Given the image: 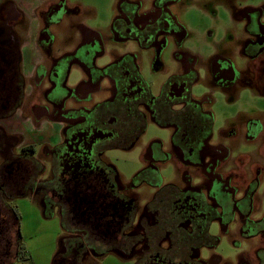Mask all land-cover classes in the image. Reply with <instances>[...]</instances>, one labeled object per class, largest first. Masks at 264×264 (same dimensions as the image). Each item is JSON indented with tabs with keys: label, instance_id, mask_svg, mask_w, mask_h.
<instances>
[{
	"label": "flooded vegetation",
	"instance_id": "flooded-vegetation-1",
	"mask_svg": "<svg viewBox=\"0 0 264 264\" xmlns=\"http://www.w3.org/2000/svg\"><path fill=\"white\" fill-rule=\"evenodd\" d=\"M182 1L117 0L104 33L75 0H0V264L32 258L23 201L58 219L52 264H100L107 254L131 264H264V111L243 95L264 98V65L242 76L215 49L200 70L192 35L163 79L157 63L166 39L183 32ZM222 3L224 42L242 24L251 39L237 55L257 63L264 8ZM201 81L228 88V105L241 107L217 125L211 88L193 94ZM153 128L168 141L150 139L125 180L116 158ZM168 164L174 183L161 176ZM223 238L241 251L232 260L214 253Z\"/></svg>",
	"mask_w": 264,
	"mask_h": 264
},
{
	"label": "rangeland",
	"instance_id": "rangeland-1",
	"mask_svg": "<svg viewBox=\"0 0 264 264\" xmlns=\"http://www.w3.org/2000/svg\"><path fill=\"white\" fill-rule=\"evenodd\" d=\"M81 2L84 5L83 19L93 22L94 24L88 22V24L98 28L102 32H108V27L111 20L115 17L117 12L116 1L117 0H75ZM223 0H183L178 5V12H176V18L183 27V32L180 35L171 36L166 39V46L161 54V62L157 63L165 71L162 72V78L164 79L168 74L173 73L178 69L177 62L174 59L173 51L176 44H180L185 40L187 36H192L197 39L196 43L193 45L192 51L198 57V66L200 70H204L205 64L209 61L208 58L210 54L218 49L221 53L224 52L227 56H230L231 60L234 61L236 67L241 72L242 76H249L256 71L261 70V65H264V53L259 57L257 63L246 60L239 55L237 51L243 46L244 40L251 39L246 33L242 32L243 25L238 24L237 29L230 33V38L227 42L224 38L225 25L222 22L229 21V18L223 9ZM240 5H246L249 8H264V0H239ZM93 10L96 12L94 14ZM94 16V21H91V17ZM236 21V20H235ZM264 24V21H262ZM264 26V25H263ZM237 31L241 32L238 39V44L235 42V36ZM208 32L213 34L209 37ZM134 52L137 53V49L134 48ZM141 56L144 59H152L151 52H141ZM261 62V63H259ZM148 68V67H147ZM157 70V69H156ZM260 73V72H259ZM261 74V73H260ZM159 74L153 73L152 78L157 80ZM201 79L203 80L204 72L201 71ZM76 78L74 82H76ZM160 80L158 78L157 84ZM211 88L213 93V106L212 111L215 113L217 119V125L221 123L224 117L234 114L239 104L235 106L228 105L227 102L232 103L231 99L227 95H224V90L227 91L228 88L217 87L214 85L206 84L201 81L193 90L195 97L201 98L207 93V89ZM252 90L251 88H249ZM243 95L245 100L249 101L251 104L256 106L259 110L264 111V98L252 97V94L248 90H245ZM255 92L254 90H252ZM264 93V92H263ZM246 95V96H245ZM257 96V95H255ZM248 105V104H247ZM160 138L164 141H168L169 134L164 131H159L156 128L151 129L148 135L140 142V144L131 152L125 155H119L115 160V164L118 166L123 178L130 181L133 175L142 167L141 154L142 150L150 139ZM251 147H244V150L248 151ZM161 176L165 183H174L177 180V171L175 167L171 164L164 166L161 169ZM125 182V181H124ZM22 211L25 214L24 224H25V239L24 243L26 245V250L31 259L21 260L18 264H52L53 258L55 257L57 250L59 248V240L62 237V230L58 219L44 220L41 214L37 212L36 208L32 207L29 201L22 203ZM213 235H218L221 237L222 230L220 225L215 224L211 230ZM240 249L236 248L227 240L223 238L217 249L214 251L218 256L224 258L225 260L234 259L239 253ZM211 253L205 252L204 257L210 258ZM100 264H131L129 261L121 260L118 256L114 254H107L100 259Z\"/></svg>",
	"mask_w": 264,
	"mask_h": 264
}]
</instances>
